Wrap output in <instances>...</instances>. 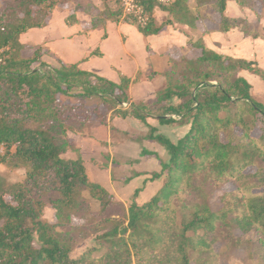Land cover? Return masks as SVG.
I'll list each match as a JSON object with an SVG mask.
<instances>
[{"label":"trees","instance_id":"1","mask_svg":"<svg viewBox=\"0 0 264 264\" xmlns=\"http://www.w3.org/2000/svg\"><path fill=\"white\" fill-rule=\"evenodd\" d=\"M69 1L76 9L81 6L79 0H1L0 145L5 152L0 165L24 168L25 178L7 184L0 173V264H217L226 251L216 250L218 242L252 253L264 264V101L241 75L248 71L264 82V68L256 60L220 54L202 37L191 38L194 55L170 60L161 72L166 85L153 100V109L141 102L132 103L131 112L123 110V117L131 115L149 126L147 139L170 155L151 178L164 176L160 189L147 202L133 201L127 207L90 179L81 156H63L77 149L68 132L84 129L76 117L87 119L90 114L58 95L80 85L87 95L108 93L114 110L129 101L131 78L121 75L114 82L77 63L52 64L44 59L50 54L47 48L21 39L29 30L44 27L51 12ZM121 1L101 14L96 6H87L93 14L91 27L123 18L148 36L173 23L196 27L202 17L199 11L193 13L189 0L169 5L147 1L151 12L159 7L168 17L162 23L153 17L140 27L123 16ZM235 1L250 9L264 4ZM227 2L195 0L197 9L219 16L220 31L238 27L246 36L264 37L259 21L227 16ZM75 20L74 14L68 17L69 23ZM27 46L35 51L24 57ZM152 114L161 125L189 129L174 142L150 125ZM251 167L254 172L247 171ZM229 183L236 188L220 194L222 205L213 209V195ZM91 200L98 202V210H92ZM47 207L55 210V223L43 219ZM74 218L84 224L72 225ZM89 236L97 245L73 258L76 244ZM97 252L101 254L95 256Z\"/></svg>","mask_w":264,"mask_h":264},{"label":"rangeland","instance_id":"2","mask_svg":"<svg viewBox=\"0 0 264 264\" xmlns=\"http://www.w3.org/2000/svg\"><path fill=\"white\" fill-rule=\"evenodd\" d=\"M247 10L249 14L257 12L261 17H264V4L262 3H259L254 9L248 8ZM136 39L132 38L131 48L137 52L141 42L139 41V43ZM72 46L78 49H87L92 46L95 49L98 43L95 42V37H91L87 41L77 39L73 41ZM110 47L113 48L114 52H110L106 59L98 61L97 64L103 70H108L109 65L113 64L128 72L132 61L128 57L126 58V55L116 54L122 53L116 36L112 38ZM34 51L35 47L27 46L22 53L24 57H29L33 55ZM44 59L52 64H56L59 60L51 52ZM160 74L153 72L151 67L145 73L140 72L132 85L130 84L129 101L119 104L114 110L111 109L114 104L113 98L108 93L87 95L85 89L80 85H75L66 93L58 95L62 102L77 106L80 109L83 108L90 114L87 119L76 117V120L81 121L85 126L82 130L76 129L68 132L77 149L67 151L63 156L66 158L81 156L84 159L90 179L105 187L127 207L133 201L139 204L147 202L164 183V176L154 180L151 178L155 172L161 170V161L167 162L169 160L168 151L158 142L147 139L146 135L150 131L149 126L131 115L122 116L123 110L131 112L132 103L143 102L153 109V100L166 85L165 78ZM247 74L249 75V82L254 86V92L257 93L258 82L263 86L264 83L258 76L251 73ZM147 81L151 83H143ZM173 102L177 103L178 99H174ZM173 117L180 119V116L173 115ZM147 121L150 125L157 127L159 133L166 135L174 142L183 137L189 129L187 125H161L154 114L148 117ZM4 152L5 147L0 145V155H3ZM255 169V167H251L247 171L254 172ZM0 173L7 184L20 182L25 178L24 168H14L5 164L0 165ZM235 188V184L229 183L217 191L212 198L213 209L217 210L222 205L219 199L220 194ZM84 195L90 197L88 191H85ZM7 198L10 199V197ZM91 207L92 210H98V202L91 200ZM42 217L51 223L57 221L55 210L50 207L44 210ZM83 224V219H73L72 225L80 226ZM95 245L97 243L94 236H89L76 244L71 256L78 258ZM215 248L217 251L226 249L217 264H258L252 253L227 249L223 242L216 243ZM100 254L101 252H97L95 256Z\"/></svg>","mask_w":264,"mask_h":264},{"label":"crops","instance_id":"3","mask_svg":"<svg viewBox=\"0 0 264 264\" xmlns=\"http://www.w3.org/2000/svg\"><path fill=\"white\" fill-rule=\"evenodd\" d=\"M79 3L81 6L78 9L75 7L76 4L71 1L58 5L51 12L47 24L42 28L31 29L23 34L22 41L27 45H42L57 59L68 64L77 63L80 68L104 76L114 82H118L121 75L128 76L131 78V85L140 72L145 73L150 67L153 68V72L161 73L169 67L171 59L181 55L192 57L194 49L190 45V40L198 37H202L208 47L220 54L256 60L264 68V37L246 36L238 27L226 32L220 31L218 29L219 16L212 14L206 8L197 9L195 0H189L190 9L193 13L199 11L202 17L204 16V18L200 16L196 27L173 23L165 26L159 33L148 36L139 31L135 24L123 18L119 20L107 19L103 26L91 27L93 14L86 7L96 6L99 8L98 13L101 14L114 8L116 0H79ZM247 9L241 8L235 0H228L225 14L229 17H244L251 23L259 21L260 31L264 34V17L259 19L257 13L249 14ZM71 14L76 17L73 23L68 22V17ZM167 17L166 11L155 7L154 18L157 23H162ZM114 36L118 38L122 50V53L116 54L126 55V58L128 57L132 61L128 72L113 64L109 65L108 70H103L97 64L98 61L106 59L110 52H114L110 47ZM91 37H95V42L98 43L95 49L92 46L87 49H78L72 46L73 41L77 39L87 41ZM132 38H137L136 40L141 42H139L137 52L131 48ZM141 60L142 63H140ZM246 72L249 73L242 71L241 75L249 81V75ZM252 90L257 98L264 101V86L262 84L258 82L257 93L254 92V86Z\"/></svg>","mask_w":264,"mask_h":264},{"label":"built area","instance_id":"4","mask_svg":"<svg viewBox=\"0 0 264 264\" xmlns=\"http://www.w3.org/2000/svg\"><path fill=\"white\" fill-rule=\"evenodd\" d=\"M147 1H153L158 5H169L175 0H122L123 16L130 17L140 27H146L154 17Z\"/></svg>","mask_w":264,"mask_h":264}]
</instances>
